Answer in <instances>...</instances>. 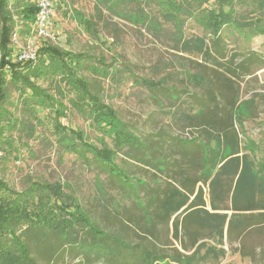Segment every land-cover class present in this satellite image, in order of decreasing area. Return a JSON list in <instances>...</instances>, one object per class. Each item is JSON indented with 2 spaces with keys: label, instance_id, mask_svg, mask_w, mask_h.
Returning a JSON list of instances; mask_svg holds the SVG:
<instances>
[{
  "label": "trees",
  "instance_id": "obj_1",
  "mask_svg": "<svg viewBox=\"0 0 264 264\" xmlns=\"http://www.w3.org/2000/svg\"><path fill=\"white\" fill-rule=\"evenodd\" d=\"M178 1L94 0V13L86 15L78 9H71L69 15L91 35L97 34V26L104 22L103 11L115 13L157 32L160 30L158 20L163 17L175 25V36L181 43V51L199 55L205 53L214 59L213 66L216 68L217 64H221L217 61V53L222 55L221 52L209 54L205 37L184 39L181 15H197L196 22L215 43H219L224 26H233L240 31L245 27H255L262 18H249L248 13L237 12L236 5L264 8V0ZM194 1L199 5L194 6ZM210 3L212 6H208ZM129 5L134 7L131 11L127 10ZM150 5L156 6L153 10L155 18L144 11V6ZM36 11L35 0H0V150L13 148L5 132L17 122L7 109L9 90H14L24 110L36 122H40L36 112L47 110L53 114L56 121L52 125L55 145L80 155L91 153L111 175L118 177L127 187L126 200L134 202V207L142 210L147 217V225L141 228L147 234L136 243L118 232H114V240L106 234V249L84 254L81 247L97 242V237L104 238L99 234L108 230L95 222L88 225L89 215L71 194L64 191V185L60 182L30 181L25 189L17 191L0 178V264H38L34 255L37 250L47 258L68 252L64 259L71 263L72 259L80 257L72 264H85V261L86 264H159L169 259L177 264H197L195 254L201 247L200 240L208 237L222 240L224 230L229 236L235 227L239 228L237 234L241 236L251 228L264 226V164L257 166L249 154L241 151L239 133L234 126V105L225 94L221 96L228 102V108L226 104H217L206 111L203 108L196 110L200 120L197 125L203 128L204 139L198 135L187 140L165 136V139H174L172 144L180 139L181 149L173 155L161 150V142L156 139L142 138V144L119 119L113 106L104 100L94 78L85 74L106 75L110 71L112 79H115L118 69L115 66L109 69L102 59L104 57L62 48L50 39H41L35 61H16L11 45L12 35L17 26L18 38L25 42ZM256 30L263 33L262 29ZM228 71L233 72L231 69ZM198 77L192 76L195 79ZM227 77L231 78L230 75ZM161 83V80L140 79V84L152 92L167 91ZM66 100L102 135L112 138L114 148L108 147L103 139H99L101 145L97 146L84 137L82 130L64 126L59 118L66 116L67 108L63 104ZM28 123V118L24 122L19 121L24 129L28 128ZM159 137L164 139L162 134ZM124 148L125 156L132 165L152 166L165 173L163 180L151 181L157 184L154 186L157 195L150 194L147 191L151 187L148 180L139 181L137 175L134 182L121 180L120 173L125 178L130 177L126 171L117 169L114 158L117 151ZM204 187L208 191V205ZM162 189L165 191L160 192ZM164 225L184 250H194L187 255L177 251V255L169 256L155 255L146 248L151 241L150 236L158 233ZM82 233L86 235L78 240L77 236ZM127 248L135 251L127 252ZM91 256L95 257L92 261L89 260Z\"/></svg>",
  "mask_w": 264,
  "mask_h": 264
},
{
  "label": "rangeland",
  "instance_id": "obj_2",
  "mask_svg": "<svg viewBox=\"0 0 264 264\" xmlns=\"http://www.w3.org/2000/svg\"><path fill=\"white\" fill-rule=\"evenodd\" d=\"M94 4V0H52L53 14L48 31L53 38L49 39L62 48L102 56L109 69L117 67L115 79H112L110 71L106 75L85 74L94 78L104 100L113 106L119 119L135 133L138 142L143 144L142 138L156 139L161 142V150L173 155L181 149L180 139L172 144L174 139H165V136L187 140L198 135L204 139L203 128L197 125L200 120L196 110L203 108L206 111L217 104H226L228 108V102L221 96L225 94L234 105V126L239 133L241 151L249 154L257 166L264 164V8L236 5L237 12L248 13L249 18H262L255 27H245L240 31L233 26H224L219 43H215L196 22L197 15H181L184 39L205 37L209 54L221 52L222 55L217 53V61L221 64L215 68L214 59L205 53L199 55L181 51V43L175 36V25L163 17L158 20L160 30L157 32L115 13L103 11L104 22L97 26V34L91 35L69 12L78 9L90 15L95 12ZM193 5L199 4L194 1ZM208 6H212V3ZM155 7L144 6V11L155 18ZM133 8L129 5L127 10ZM251 10L255 12L251 13ZM256 29H262L263 33ZM39 40L41 38L36 43ZM194 75L199 77L192 78ZM143 78L161 80V86L168 90L152 92L140 84ZM9 91L7 109L17 122L5 132V137L11 139V146L15 149L5 147L0 150V178L17 191L25 189L30 181L60 182L64 185V191L71 194L89 215L90 220L86 221L88 225L95 222L110 231L99 234L104 238L97 237V242L82 246L84 254L106 249V234L114 240V232L123 234L134 243L142 240L147 233L141 228L147 225L148 219L142 210L134 207V202L126 200L127 187L91 153L80 155L55 145L52 125L56 121L53 114L47 110L36 112L40 121L36 122L24 110L17 93ZM63 104L67 108L66 116L59 118V121L64 126L82 130L84 137L97 146L101 145L99 139H103L108 147L114 148L112 138L102 135L89 119L70 107L67 100ZM25 118L29 119L26 125L29 129L19 124ZM160 134L164 135V139L160 140ZM125 151L126 148L117 151L114 158L116 168L126 171L130 177L125 178L120 173L121 180L134 182L137 175L139 181L148 180L151 187L147 191L157 195L154 187L157 184L151 181L163 180L165 173L152 166L132 165ZM204 194L207 199L206 187ZM146 209L149 211V207ZM128 220L132 223L126 224ZM238 229L235 227L229 236L224 230L222 240L217 237L200 240L201 247L195 254L197 264H264V226L251 228L241 236L237 234ZM85 235L82 233L77 239L82 240ZM150 237L146 248L155 255L175 256L177 251L187 255L194 250H184L165 225ZM43 244L46 245V242ZM126 251L134 252L135 249L127 248ZM34 255L38 264H72L80 259H72V263L65 260V256H68L65 251L50 258L40 255L38 250ZM94 258L91 256L89 260Z\"/></svg>",
  "mask_w": 264,
  "mask_h": 264
},
{
  "label": "built area",
  "instance_id": "obj_3",
  "mask_svg": "<svg viewBox=\"0 0 264 264\" xmlns=\"http://www.w3.org/2000/svg\"><path fill=\"white\" fill-rule=\"evenodd\" d=\"M35 2L37 5V11L34 22L31 25L29 33L27 34L28 38H26L25 42L19 40L17 26L15 33L12 35L11 45L14 48V56L18 62L35 61L36 49L38 45L36 40H38V38L43 40L53 38V35H50L48 31L53 14L52 0H35Z\"/></svg>",
  "mask_w": 264,
  "mask_h": 264
},
{
  "label": "crops",
  "instance_id": "obj_4",
  "mask_svg": "<svg viewBox=\"0 0 264 264\" xmlns=\"http://www.w3.org/2000/svg\"><path fill=\"white\" fill-rule=\"evenodd\" d=\"M205 200H206V204L208 205V197H207V199H206V197H205ZM206 208H207L208 210H210L208 206H207ZM169 225H170V228H171V223H170ZM168 262H169V263H168ZM159 264H177V263H175V262H173V261H170V260H164V261L160 262Z\"/></svg>",
  "mask_w": 264,
  "mask_h": 264
}]
</instances>
